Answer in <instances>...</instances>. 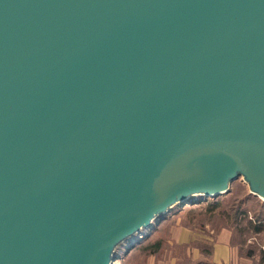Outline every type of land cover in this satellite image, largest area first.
<instances>
[{
    "label": "water",
    "instance_id": "water-1",
    "mask_svg": "<svg viewBox=\"0 0 264 264\" xmlns=\"http://www.w3.org/2000/svg\"><path fill=\"white\" fill-rule=\"evenodd\" d=\"M238 177L264 198V0H0V264H112Z\"/></svg>",
    "mask_w": 264,
    "mask_h": 264
},
{
    "label": "rangeland",
    "instance_id": "rangeland-1",
    "mask_svg": "<svg viewBox=\"0 0 264 264\" xmlns=\"http://www.w3.org/2000/svg\"><path fill=\"white\" fill-rule=\"evenodd\" d=\"M215 203L218 204L210 208ZM235 204L241 209L237 211H244L236 217ZM256 211L259 215L254 216ZM161 217L119 245L112 264H214L213 245L219 240L231 243L229 264H264L260 262V250L264 249V198L251 193L242 177L230 184L228 192L193 195ZM257 225L261 226L259 231L254 230ZM181 230L187 233L179 237ZM157 239L161 240L159 251L150 254L143 249Z\"/></svg>",
    "mask_w": 264,
    "mask_h": 264
},
{
    "label": "crops",
    "instance_id": "crops-1",
    "mask_svg": "<svg viewBox=\"0 0 264 264\" xmlns=\"http://www.w3.org/2000/svg\"><path fill=\"white\" fill-rule=\"evenodd\" d=\"M186 233L184 230L183 231L181 230L178 236L180 237ZM231 249H232L231 243L229 244L227 243V241L219 240V242H216L213 245V252H212V261L214 262V264H218L219 262L229 264L233 254Z\"/></svg>",
    "mask_w": 264,
    "mask_h": 264
},
{
    "label": "trees",
    "instance_id": "trees-1",
    "mask_svg": "<svg viewBox=\"0 0 264 264\" xmlns=\"http://www.w3.org/2000/svg\"><path fill=\"white\" fill-rule=\"evenodd\" d=\"M217 204L218 203L212 204L210 206V208H214L215 205H217ZM238 207L239 206L237 204H235V210H234L235 211V215H234V217H236L239 212L244 213V211H237V210H241ZM256 212H253L254 216L259 215V211H256ZM260 229H261V226L260 225L259 226L258 225L257 226H254V230L255 231H259ZM160 248H161V240L160 239H157V240H155L153 242L147 243L146 245L143 246V249L147 250L148 253H150V254L151 253L152 254L156 253L157 251L160 250ZM206 253L209 254L210 253V250L209 251H206ZM260 262L264 263V249H261L260 250Z\"/></svg>",
    "mask_w": 264,
    "mask_h": 264
}]
</instances>
